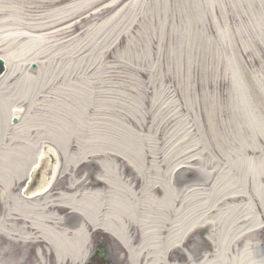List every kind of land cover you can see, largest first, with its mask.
I'll return each mask as SVG.
<instances>
[{
	"label": "bare ground",
	"instance_id": "1",
	"mask_svg": "<svg viewBox=\"0 0 264 264\" xmlns=\"http://www.w3.org/2000/svg\"><path fill=\"white\" fill-rule=\"evenodd\" d=\"M149 2L156 5L161 0ZM149 5L145 0H0V57L5 63L0 75V264H83L89 253V227L107 232L125 246L127 264H264V170L254 174V188H217L218 195L242 194V198H232L213 217L202 218L205 210H197L195 198L202 188L187 190L179 206H171L170 189L157 188L156 175L146 174L147 154L151 157L147 151L160 141V124L147 133L149 148L140 155V127L136 122L128 125L116 112L114 85L104 84L100 60L83 57V33L85 42L99 33L130 38L136 18ZM83 8L93 14L83 18ZM99 12L100 20L92 21ZM141 36L145 37L143 32ZM84 75L89 76L85 88ZM239 77L255 99L250 103L264 106V77L245 64ZM234 97L238 99L237 94ZM12 119L17 120L14 126ZM243 131L237 151L255 149L254 136L247 127ZM111 148L143 179L139 191L118 179L119 166L104 158L93 161L101 170L92 186L83 187V174L69 173L65 189L53 190L62 167L64 172L69 165L76 170L91 161L85 152H113ZM44 162H49L50 175L45 171L41 185L27 197L21 195L29 171L46 166ZM155 187L165 195L157 196ZM246 189H252L250 195ZM59 206L82 217V222L68 226L58 214ZM204 220L211 221L208 233L219 236L217 257L205 256L194 263L190 254L177 262V254L169 251L180 243L181 235ZM132 223L141 235L139 239L135 234V245ZM254 228L262 232L260 245L246 239L235 253L230 239ZM28 252L35 258L32 263L25 259Z\"/></svg>",
	"mask_w": 264,
	"mask_h": 264
},
{
	"label": "rangeland",
	"instance_id": "2",
	"mask_svg": "<svg viewBox=\"0 0 264 264\" xmlns=\"http://www.w3.org/2000/svg\"><path fill=\"white\" fill-rule=\"evenodd\" d=\"M145 1L150 5L136 18L130 38L114 39L99 33L95 40L85 42L87 34L83 33V57L85 61L100 60L104 84L114 85L116 112L125 117L128 125L136 122L140 127V155L149 148L147 133L160 124V141L147 151L151 156L150 159L147 154V178L154 173L157 188L170 189L168 198L177 187L198 186L202 192L196 202L207 199L205 192L215 188H254V174L264 170V106L258 108L250 103L255 99L246 93L239 75L241 64H245L264 77V0H161L156 5ZM89 10L83 8V18L93 14ZM100 13L91 20H100ZM144 25H148L145 30ZM88 79L84 75V88ZM93 111L90 108L89 114L93 115ZM14 123L10 121L11 126ZM245 127L257 147L238 152L239 135ZM95 151L84 153L91 161L81 168L75 170L69 165L64 172L62 167L53 190L65 189L69 173L83 174V187L92 186L101 170L93 161L104 158L119 166L117 178L132 191H139L143 179L115 149ZM45 164L44 168H48L49 162ZM154 189L157 196L165 195L162 189ZM178 190L181 194L177 195H185ZM246 191L250 195L252 189ZM68 210L57 208L61 220L71 227L76 224L73 221L82 222V217L75 218ZM129 225L135 245V234L140 239L138 228L134 223ZM88 233L89 256L99 246L112 252L113 261L127 264L117 239L101 229L89 227ZM185 251L189 253L190 247ZM32 255L28 252L25 256L30 263L35 261ZM176 257L177 262L181 261V255ZM86 258L83 264H88L89 257ZM90 259L89 264L102 261L97 255Z\"/></svg>",
	"mask_w": 264,
	"mask_h": 264
},
{
	"label": "water",
	"instance_id": "3",
	"mask_svg": "<svg viewBox=\"0 0 264 264\" xmlns=\"http://www.w3.org/2000/svg\"><path fill=\"white\" fill-rule=\"evenodd\" d=\"M3 70H4V60L0 57V74L3 72ZM13 121H15V119ZM35 170H36L35 174L34 171L31 173V177H30L31 179L30 181H28L26 189L23 190L24 195L29 194L30 191L35 190L38 186L41 185L42 175L45 171H46L45 176H49L51 173L50 167L48 166V168L46 167L44 168V165L39 168H36Z\"/></svg>",
	"mask_w": 264,
	"mask_h": 264
},
{
	"label": "flooded vegetation",
	"instance_id": "4",
	"mask_svg": "<svg viewBox=\"0 0 264 264\" xmlns=\"http://www.w3.org/2000/svg\"><path fill=\"white\" fill-rule=\"evenodd\" d=\"M101 264H105V262H102ZM107 264H117V262L112 260L111 262H108Z\"/></svg>",
	"mask_w": 264,
	"mask_h": 264
}]
</instances>
